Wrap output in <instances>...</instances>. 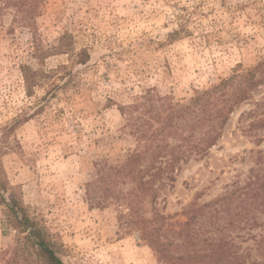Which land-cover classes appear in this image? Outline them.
Segmentation results:
<instances>
[{
    "label": "rangeland",
    "instance_id": "374dc122",
    "mask_svg": "<svg viewBox=\"0 0 264 264\" xmlns=\"http://www.w3.org/2000/svg\"><path fill=\"white\" fill-rule=\"evenodd\" d=\"M33 1L34 28L13 20L23 14L15 5L0 2L5 195L19 200L66 264H166L140 238L138 225L130 223L128 195H109L103 205H94L87 184L97 169L143 144L125 124L119 106L132 103L148 87L167 96L166 103H184L196 91L264 60V0H23L24 7ZM64 33L70 35L73 52L87 51L86 63L74 62V53L53 49ZM22 64L32 68L39 82L30 96ZM263 94L260 86L254 99ZM248 108L241 105L232 112L209 154L190 157L173 184L160 191L161 237L174 242L178 252L187 248L173 230L186 220L189 205L207 203L243 184L256 156L264 154V140L257 141L238 122L239 112ZM132 186L130 181L120 184L123 192ZM147 201L149 196L141 194L137 206L149 218L153 211ZM4 210L0 205V264H46L22 238L26 233L7 225ZM221 222L237 252L253 258L264 254L253 238H239L245 230ZM205 227L200 226L201 234ZM250 232L258 239L264 224Z\"/></svg>",
    "mask_w": 264,
    "mask_h": 264
},
{
    "label": "trees",
    "instance_id": "16d2710c",
    "mask_svg": "<svg viewBox=\"0 0 264 264\" xmlns=\"http://www.w3.org/2000/svg\"><path fill=\"white\" fill-rule=\"evenodd\" d=\"M0 2L3 6L10 3L15 5L16 11L23 14H15L13 20L34 28L36 1L29 8L24 7L23 0ZM2 9L0 5V11ZM69 36L67 33L62 34L53 49L58 53H74V62L86 63L89 54L85 49L73 52ZM37 57L42 59V55ZM20 68L30 96L39 82L29 65L22 64ZM260 86L264 87V60L247 68L246 72L235 71L210 87L196 91L184 103H166L164 100L167 96L155 94V88L148 87L132 103L119 106V111L125 116V124L131 128L138 144H143L128 151L122 160L97 169L96 177L86 187L91 204L103 205L109 195L116 199L128 195L125 203L130 223L138 225L140 238L166 264H195L197 261L203 264H264V254L253 258L244 250L237 252V246L232 238L228 239L229 234L224 232L227 228L221 222L235 224L245 230L239 238H253L258 247H264V234H259L257 239V235L250 232L255 226L264 224V219L260 220L261 215L264 217V154L256 156V165L249 169L243 184H234L231 189L207 203L189 205L185 212L186 220L173 230V233L183 237L181 243L187 250L178 252L174 242L161 237L165 217L156 210L160 191L173 184L176 173L190 157L201 158L209 154L210 149L221 139L232 112L239 106L248 104L250 108L239 112L238 122L245 123V131L256 135L257 141L264 140V94L254 99ZM15 124L16 119L9 128ZM170 137L176 141L171 143ZM128 181L133 186L130 191L123 192L120 184ZM97 189L100 190L99 194ZM6 191L7 184L0 176V205L5 208L7 225L19 233H26L22 238L37 248L46 264H66L19 200L14 195L7 197ZM141 194L149 196L147 202L153 211L149 218L138 212L137 203ZM200 226H206L202 230L204 234H201Z\"/></svg>",
    "mask_w": 264,
    "mask_h": 264
}]
</instances>
